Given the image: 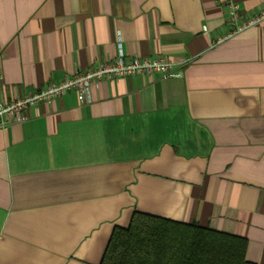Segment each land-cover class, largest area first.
<instances>
[{"label": "crops", "instance_id": "0c3cea01", "mask_svg": "<svg viewBox=\"0 0 264 264\" xmlns=\"http://www.w3.org/2000/svg\"><path fill=\"white\" fill-rule=\"evenodd\" d=\"M226 1L264 12V0H0V100L119 52L172 63L0 128V264H100L135 211L239 236L264 264V15L227 36Z\"/></svg>", "mask_w": 264, "mask_h": 264}, {"label": "trees", "instance_id": "16d2710c", "mask_svg": "<svg viewBox=\"0 0 264 264\" xmlns=\"http://www.w3.org/2000/svg\"><path fill=\"white\" fill-rule=\"evenodd\" d=\"M245 241L135 211L126 228L110 233L100 264H252L245 259Z\"/></svg>", "mask_w": 264, "mask_h": 264}, {"label": "built area", "instance_id": "2783aa9c", "mask_svg": "<svg viewBox=\"0 0 264 264\" xmlns=\"http://www.w3.org/2000/svg\"><path fill=\"white\" fill-rule=\"evenodd\" d=\"M225 7L228 22L230 26L234 27L227 36H232L237 31L256 24L264 15V12H262L259 16L242 17L238 5L234 1H226ZM171 69V61L162 56H157V58L150 56L133 57L130 60H125L123 54L119 52L113 60H100L90 70H74L58 83L49 82L38 90L19 93L8 99H1L0 128L23 122L26 119V111L30 107L38 104H48L53 98L69 91H74L80 101L85 100L90 85L97 80H111L117 77H132L135 75L168 76Z\"/></svg>", "mask_w": 264, "mask_h": 264}]
</instances>
